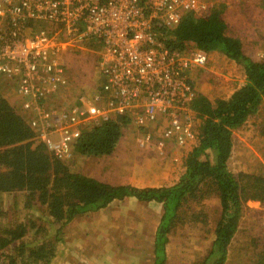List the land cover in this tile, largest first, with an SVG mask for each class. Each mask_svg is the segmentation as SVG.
<instances>
[{"label": "trees", "instance_id": "trees-1", "mask_svg": "<svg viewBox=\"0 0 264 264\" xmlns=\"http://www.w3.org/2000/svg\"><path fill=\"white\" fill-rule=\"evenodd\" d=\"M198 6L186 9L176 27L154 18L153 28L159 40L169 49L185 51L191 45L190 48L210 53L219 51L223 59L227 57L235 60L236 66H242L246 80L237 83L227 100L219 105L213 104L210 95L201 89L200 92L194 81L197 95L192 104L198 111L199 135L187 145L191 147L186 155L185 172L175 186L113 184L77 171L70 159L62 160L48 149L30 116L6 96L3 83L13 84L19 79L20 84L21 78L0 73V199L3 194L26 191L33 201L28 207H34L35 200L49 204L42 223L28 221L31 223L28 225L21 218L17 225H9L5 232H0V264H63L66 252L62 249L67 244L61 233L71 219L81 212L105 207L115 199L131 197L159 202L165 207L155 243V264H168L170 233L177 231L181 227L179 221L188 217V212L179 211V207L183 201L200 202L197 191L201 182L210 185L206 197L215 186L213 193L220 195L222 217L214 229L212 248L199 264L227 263L230 246L246 212L245 204L249 200L264 201V174L245 170L235 173L229 167L233 129L245 132L250 127L247 121L252 118L255 122L264 112V60L254 59L244 51L242 38L230 33L229 22L216 0H200ZM150 11L147 7L146 12ZM202 69L196 68L195 73ZM160 123H152L146 136L163 133L166 125L160 127ZM138 130L133 113H116L108 120L82 127L73 149L81 154H111L123 134ZM6 215L0 204L3 221L8 219ZM201 215L203 212L199 210L187 222ZM261 223L257 224L261 229L254 228L250 236L249 252H254L255 264H264V223ZM26 237L28 244L24 242Z\"/></svg>", "mask_w": 264, "mask_h": 264}, {"label": "built area", "instance_id": "built-area-1", "mask_svg": "<svg viewBox=\"0 0 264 264\" xmlns=\"http://www.w3.org/2000/svg\"><path fill=\"white\" fill-rule=\"evenodd\" d=\"M199 3L0 0V22L5 28L0 27V39L3 34L6 39L1 44L0 73L21 78L19 92L25 98L24 107L33 115L31 124L62 160L71 156L85 119L105 121L124 112L133 113L137 134H145L150 123H166L163 137L179 147L187 146L199 135L198 111L192 104L197 95L193 73L211 65V53L198 48H167L152 20L176 27L185 10L199 7ZM30 19L35 28L29 31ZM41 20L49 26H39ZM63 31L80 43L91 40L103 45L98 46V63L106 80L95 88L100 103L83 108L80 114L63 111L55 98L62 85L71 83L59 56L69 41ZM101 96L107 97V105Z\"/></svg>", "mask_w": 264, "mask_h": 264}, {"label": "rangeland", "instance_id": "rangeland-1", "mask_svg": "<svg viewBox=\"0 0 264 264\" xmlns=\"http://www.w3.org/2000/svg\"><path fill=\"white\" fill-rule=\"evenodd\" d=\"M205 2H207V0H205ZM216 2H218L220 11L222 15H224V19L228 20L230 23V33L234 34L235 36H239L244 40V51L252 56V58L264 60V0H216ZM88 41L90 42L91 40H86L84 43ZM102 46L103 45L100 44V47ZM190 47L191 45H188L187 49ZM79 50L83 51V53H81L78 57L79 74H81L83 77L85 73L93 74V78L95 79V82H97L95 85L101 86L106 78L103 76L101 66L98 63L97 46L95 47L90 43H87L85 47L80 46L78 51ZM221 53L224 55L223 52ZM225 58L226 59H223L221 57L219 51L211 52V65L203 68L202 70H197L195 74L194 81H196L198 84L196 85L198 86V90L201 89L203 92L214 98L212 101L214 105H219L221 102L227 100L236 84L238 83V85H240L241 82L246 80V73L242 66H236L233 63L235 60L231 61L229 58ZM64 59H66L65 56L63 60ZM85 78L89 79L88 75H86ZM79 89L82 90V87L79 86ZM20 94L18 89H13L8 91L7 96L10 101L15 102L23 98V96ZM29 116L31 117L33 115L30 113ZM261 121H263L261 126L264 129V112L262 113L261 118L256 119L255 122L252 118L247 121L251 128L247 134H245V139H249V141L253 142L254 144L253 146L250 144H244L241 149H239V152H234L231 154L232 156L229 158V167L233 172L238 173L245 170L264 174V131L263 134H261V129L256 128L259 127ZM164 125H166V123L159 124L160 127H163ZM252 127H254V129H252ZM137 136L138 135H136V137ZM157 137L158 135L156 136L154 134L149 137H147L146 134L140 135V138H145V140L141 141L139 145L143 147L145 146L144 143L146 141L157 139ZM126 138L127 139L125 143H127L124 149L127 148L129 142L132 140V137ZM55 139L58 138L55 137ZM161 139H164V137L162 136ZM142 143L143 145H141ZM239 143V141H236V145ZM140 146H138V149L133 152L131 150L133 144L131 143L129 146L130 152L126 156H121L122 153L119 151L116 153V156L120 155L119 158L124 160L122 161L124 167L117 175L116 183H126V181L129 182L130 180L134 179L133 173H140L145 165V167L148 169V173L145 174V182L143 183V177L139 176L138 179H141V181L139 180V182L136 183L138 184L137 187H143V185L172 187L177 185V183L180 181L179 179L182 177L181 173H183L185 169L184 171L181 170L180 173L175 174L173 171H168L167 169V171L163 174V176L167 175V178L160 183V178L154 177L156 174V166L157 170H160L162 169L161 166L165 165L164 160L166 154H164V152H160L159 156H157L155 149H145L143 152L146 154L142 153V156L138 159L136 166L143 163L144 165H141L137 168L133 165V163H130L127 166L125 165L128 157H130L132 154L137 156L141 153V149L143 148ZM154 153L156 157H154ZM69 159L74 169H77V171H80L88 176H95L92 171L89 170L92 168L93 159L90 156L88 157V154L77 153L73 149L68 160ZM122 163H120V166H122ZM167 165L172 166L168 163ZM123 173H125V175H123ZM199 188L200 190L197 191L200 200L199 203L194 201H183L179 207V211L186 210L188 212V217L186 216L187 218L179 221L181 227L179 228L178 226L180 229H178V232L170 233V261L168 264H199L204 260V255L206 256V252L212 248L214 229L218 224V220L222 217L220 211V195L213 193L215 188V186H213L212 194L206 197V193L210 189V185L207 183L201 182ZM204 194L205 197L203 198L202 196ZM250 201L251 200H249V202ZM29 202L32 203L33 201L32 198L27 195L26 191H13L12 193L3 194L1 196L0 204L3 205L5 213L9 216L6 215L8 216V219H5L4 221L2 218H0V232H5V227H8L9 225H17L21 218L25 219V222L33 221L36 223H42L44 221V218L47 217L49 211L48 203L43 204L40 201L38 202L35 200L34 204L36 205L34 207H28ZM259 202L260 200L251 201V203ZM246 204H248V202ZM116 207L117 206H115V208ZM151 207H153V204ZM199 210L203 212V215L192 219V222L188 225L187 220H190ZM103 211L106 213V210ZM99 213L103 214L102 211ZM145 213L146 211L143 212L141 216H143ZM88 216L89 215L86 214L85 219H87ZM140 218L141 217L139 214V218L135 217L134 220H138ZM146 218L148 219L145 222L148 223L144 224V226L154 227L153 225L157 223V217L153 216V214L147 215ZM100 220H102L101 215H97L96 217L91 218L89 222L96 225L100 222ZM117 222H121L120 216L116 220V223ZM259 222L264 223V209L261 212H258V210H254V208H246V215L242 218L239 227L240 230L234 238L233 244L230 246L231 257L226 264H255L253 261L254 252H249V246L251 241V231H254V228L261 229L260 226L257 225ZM28 225H31V223L28 222ZM133 226H136V224ZM184 227L188 228L190 232L182 231ZM196 227L198 228L195 230ZM65 229H67L66 233H61V237L64 239L63 242H65L67 245L64 244V248L60 246L63 248L62 252H66V255L64 254L66 257L65 264H103L107 262L106 259L103 260V257L105 256L104 254L101 258V263H99L100 261L95 262L92 257L88 256L93 253L94 249L91 248V246H81L80 242L76 240V235L79 233L72 231L69 225L66 226L64 230ZM125 229V236L123 238L122 236H117V238L114 239L115 242H112L115 249L112 250L113 253L110 252L114 256V259H112L114 261L113 264H131V257L134 254L133 250L141 246L140 240H138V243L137 241L135 243L132 241L136 234L130 235V230L132 228L128 229V227H126ZM24 242L28 244L29 238L26 237ZM77 244H79L80 247H76ZM122 245H124V247H120ZM191 246L194 247L190 248ZM119 250L123 251L120 252L122 255L118 254Z\"/></svg>", "mask_w": 264, "mask_h": 264}, {"label": "crops", "instance_id": "crops-1", "mask_svg": "<svg viewBox=\"0 0 264 264\" xmlns=\"http://www.w3.org/2000/svg\"><path fill=\"white\" fill-rule=\"evenodd\" d=\"M39 23V26H49V22L48 21H43ZM229 22V21H228ZM44 24V25H42ZM230 24V23H229ZM29 26V31L30 30H34L35 26H34V22L33 19H30L29 23L27 24ZM0 27L4 28V25H2V23L0 22ZM5 29V28H4ZM6 29H10V25L6 27ZM36 29H38V27H36ZM4 32V30H3ZM1 33V30H0ZM63 35H66V38L69 40L67 43V47L65 48L64 51H62V53L59 55L60 57L65 58L64 59V74L66 77H68V79L71 81V83H69L68 85H62L60 87V89L56 92V100L57 102L61 105L62 110L67 112V113H78L80 114L81 110L89 105H98L100 103L99 99L97 97H99L98 92L96 93V87H100L98 85H95L97 82H95V79L93 78V74L91 73H85L84 77L79 74V61H78V57L81 53H83V51L79 50V46H84L87 45V43H90L92 46H98L100 44H95L98 43L97 41H88L86 43L84 42H78L77 38H72L70 39L68 36L67 31H63ZM6 40L4 38V34L3 37L0 39V51H1V44L2 41ZM243 40V39H242ZM80 44V45H79ZM243 45H244V40H243ZM255 59V58H254ZM259 60V59H257ZM196 74V73H195ZM195 74L193 73V75L195 76ZM88 75L89 79L85 78V76ZM15 80V79H14ZM11 81V80H10ZM16 81V80H15ZM19 79H17L16 82H13V84H7V82L3 83V88H5V91L8 92L10 90H15L18 89L19 91ZM79 86L82 87V90L79 89ZM20 94V92H19ZM21 95V94H20ZM7 96V95H6ZM22 96V95H21ZM85 96V98H83ZM8 97V96H7ZM63 97V98H62ZM103 101H105V104H108V99L107 97L101 96L100 97ZM14 103H16L20 109L22 110L23 113H25L27 116H29L30 111H28L25 107V98L23 97L21 100L15 101ZM30 117V121H31ZM86 122H83L81 127H86L89 124H94L95 122L100 123V121H91L89 119H85ZM261 123H263V121L260 122L259 127L256 128H260L261 131L263 132L264 129L261 126ZM152 123H150L151 125ZM250 125V124H249ZM251 128L248 127L246 129V132H243L244 130H239V129H233V146H232V153L234 152H239V149H241V147L244 144H250L251 146H253V142L249 141V139H245V134H247V132L249 131V129ZM252 129H254V127H252ZM159 133V132H157ZM161 134H155L156 136L158 135L157 139H151L148 140L144 143L145 146L141 147L139 145V143H141V141L145 140V138H140V135H144V134H137L134 131H129L127 134H123L124 137L121 138L120 142L118 143V145L116 146V149L114 150L113 153L111 154H103V155H97V154H88V157L90 156L93 161H92V168L89 169L92 171V173L95 175L94 177L104 181V182H109V183H113V184H120V185H130V186H138L139 180L141 181V179H138L139 176L143 177V183L145 182V174L148 173V169L145 167L144 163L141 165H144V167L142 168V171L140 173H133V178L132 180H130L129 182L126 181V183H120L117 182V175L120 173V171L123 169V163L122 161H124L122 158H119L120 155L116 156V153L119 151L121 152V156H126L127 154H129L130 152V148L129 146L131 145V143L133 144V147L131 148V150L134 152L138 149V146H140L141 148V153L137 156H135L134 154H132L130 157L127 158L126 160V166L129 165L130 163L137 168L140 167L141 165H137V161L138 159L142 156V153L146 154L145 149H155L156 155L159 156V153L164 152V154H166L165 156V160H164V164L162 165V169L157 170V166L155 168V178H160L159 179V183L163 180H165L167 178V175L163 176V174L167 171H173L174 174L175 173H180L181 170L184 171V169L186 168V155L188 152V149L191 146H184V147H179L180 145H177L176 142H173V140L170 139H161L162 138V132H160ZM237 134V135H236ZM263 134V133H261ZM136 135H138L136 137ZM126 137L131 138L132 140L131 142H129V145L127 146L126 149ZM147 140V139H146ZM122 141V142H121ZM236 141H239L240 143L236 145ZM151 144V145H149ZM143 145V143L141 144ZM122 149H124L123 151H121ZM151 151V150H150ZM148 151V152H150ZM232 156V155H231ZM230 156V157H231ZM154 157L155 153H154ZM249 158V157H248ZM120 163H122V166H120ZM171 164L172 166L167 165ZM182 171V172H183ZM185 172V171H184ZM183 172V173H184ZM183 173H181L183 175ZM130 174V173H127ZM123 175H125V173H123ZM135 175V176H134ZM163 176V177H162ZM180 180V179H179ZM113 181V182H111ZM149 185H143V187H147ZM252 201V200H251ZM251 201H248V204L245 205V208H254V210H258V212H261L264 209V201L260 200L259 203H251ZM153 204V207H151V205ZM49 205V204H48ZM115 206H117L115 208ZM263 206V207H262ZM159 210H158V209ZM103 210H106L104 213ZM103 212V214L99 213V212ZM146 213L141 216V214L143 212ZM246 211V210H245ZM165 213V207L160 204L159 202H152V201H146V200H140L139 198L136 197H131V198H127L124 200L121 199H115L113 201H111L107 206H105L104 208H99V209H92V210H88L87 212H81L78 215H76L73 219H71L70 223L68 224L70 229H72V231H75L77 233H79L78 235H76V240H78L80 242V245L82 246H86L89 247L91 246V248L94 249L93 253H91V255H88L90 257H92L95 262H99L101 263V258L103 257V254L105 255L103 257V260L106 259V263L103 264H113L114 261L112 259H114L113 256V251L114 246L112 242H115L114 239L117 238V236H122V238L125 236V231H126V227H128V229L130 230V235H134L132 241H134V243L138 240H140L141 246H139V248L137 247V249L135 248L134 254L131 257V264H155L156 262V239L158 237V231H159V227L163 221V216ZM89 215L87 219H85V215ZM139 214H140V219L138 220H134V218H139ZM153 214V216L157 217V223L155 225H153L154 227H150V226H144V224L148 223L145 222L148 218H146L147 215ZM97 215H101L102 220H100V222L98 224H93L90 223V219L96 217ZM246 215V212L244 213V216ZM120 216L121 222H117L116 220L118 219V217ZM243 216V217H244ZM80 219V222H79ZM188 221V220H187ZM192 221L188 222V225L191 223ZM261 223V222H260ZM134 224H136V226H133ZM259 224V223H258ZM67 225V226H68ZM152 226V224H151ZM187 226V224H186ZM185 226V227H186ZM184 227V231H189L188 228ZM194 228V227H192ZM198 227L195 228V230ZM178 232L179 228H176ZM66 230H64V234L66 233ZM180 230V229H179ZM190 232V231H189ZM147 233V234H145ZM122 240V239H121ZM111 241V242H110ZM124 242V241H123ZM170 243L171 241L168 243L167 245V252H169L170 254ZM115 244V243H114ZM79 244L76 245V247H80ZM116 245V244H115ZM120 247H124V245L120 246ZM133 247V246H131ZM130 247V248H131ZM194 246H191L190 248H192ZM124 250V249H121ZM131 251V252H133ZM112 252V253H110ZM119 250L118 254H121ZM90 253V252H89ZM101 253V254H100ZM100 254V255H99ZM132 254V253H131ZM122 255V254H121ZM134 259V260H133ZM170 261V260H169ZM63 264H65V262H63Z\"/></svg>", "mask_w": 264, "mask_h": 264}, {"label": "clouds", "instance_id": "clouds-1", "mask_svg": "<svg viewBox=\"0 0 264 264\" xmlns=\"http://www.w3.org/2000/svg\"><path fill=\"white\" fill-rule=\"evenodd\" d=\"M163 136V135H162ZM165 139V138H164Z\"/></svg>", "mask_w": 264, "mask_h": 264}]
</instances>
